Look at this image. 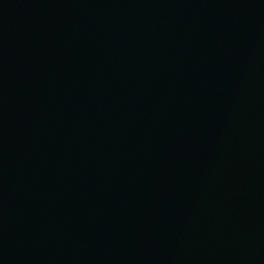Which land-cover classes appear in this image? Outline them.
I'll use <instances>...</instances> for the list:
<instances>
[{
    "label": "water",
    "instance_id": "1",
    "mask_svg": "<svg viewBox=\"0 0 264 264\" xmlns=\"http://www.w3.org/2000/svg\"><path fill=\"white\" fill-rule=\"evenodd\" d=\"M0 264H264V0H0Z\"/></svg>",
    "mask_w": 264,
    "mask_h": 264
}]
</instances>
